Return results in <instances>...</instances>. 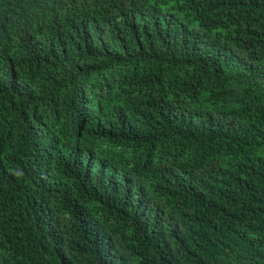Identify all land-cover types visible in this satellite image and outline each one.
Wrapping results in <instances>:
<instances>
[{
  "label": "trees",
  "instance_id": "1",
  "mask_svg": "<svg viewBox=\"0 0 264 264\" xmlns=\"http://www.w3.org/2000/svg\"><path fill=\"white\" fill-rule=\"evenodd\" d=\"M0 264H264V0H0Z\"/></svg>",
  "mask_w": 264,
  "mask_h": 264
}]
</instances>
